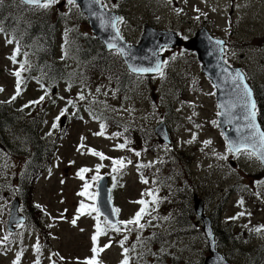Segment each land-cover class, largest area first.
<instances>
[{"label":"rangeland","instance_id":"rangeland-1","mask_svg":"<svg viewBox=\"0 0 264 264\" xmlns=\"http://www.w3.org/2000/svg\"><path fill=\"white\" fill-rule=\"evenodd\" d=\"M108 3L112 9L113 0H108ZM117 5L123 8L121 26L124 33L121 27L120 32L124 39L132 43L140 40L144 23L155 24L158 29L172 30L185 40L193 36L199 25L200 28L205 27L212 37L225 41L224 61L230 66H240L246 75V81L249 79V84L258 92L259 98H264V0H116L114 6ZM0 11L6 16V27L10 24V16L14 20L8 37V41L11 40L12 43L6 41L5 36L0 34V89H3L0 91V103L6 104L9 112L18 116L16 121L0 131V264H13L17 253H20L19 264H36L38 258L39 264H82L85 259L90 258L93 246L91 237L97 223L94 218L96 213L79 215L75 225L72 224V220L78 215L76 210L79 203L82 201H85V204L93 203L78 193L82 191L85 182L92 185L90 192L96 191L98 181H92L95 175L108 179L112 205L120 210L117 221H127L134 216L142 207L136 201L141 199L148 201L146 213L140 221L144 225L142 229L135 225L125 227L121 224L119 233L109 230L98 237L97 247L110 244V247L98 255L100 264H121L124 248L128 249L126 255L129 264H158L160 260L155 261V255L174 257L176 264H204L208 255L205 232L203 235L202 229L200 232L194 231V227L191 226L184 227L188 231L186 235L172 232L177 229V224L172 223L174 219L170 209L166 211L168 205L166 201L170 199V195L168 193L164 195V191L162 196L158 194L160 180L154 177L156 167L152 169V165L155 166L154 159L157 161L158 157L162 162L164 153L168 165V157L172 150L176 153L169 158L170 163L172 161L176 165L180 161L184 163L182 151L188 159L191 157V163L186 159V165L188 163L192 165L190 175L197 179L198 197L201 196L205 203L211 229L214 231L216 219L220 221L216 232L220 233V227L224 225L227 227L230 240L219 242L221 244H217L218 252H221L230 264H264V248H261L264 247V183H261L264 182V168L256 156L249 158L246 151L240 155L228 152L227 142L217 123L219 111L215 89L202 72L200 62L193 51L183 49L182 46H168L165 50L162 49L164 57L162 76L159 73L133 74L130 70L123 69V73L126 71L124 78L129 79L127 82L123 79L124 88L120 91L116 83L122 78L116 65H114L116 69L112 68V74L110 72L112 63L106 73L98 68L94 71L93 65L91 71L82 62L79 63V58L71 51L70 46L63 45L76 34L82 37L92 34L86 17L84 18L76 4L69 5L62 1L59 7L52 5L45 10L43 8L36 10L35 6L12 0V5L7 8L6 13L2 4ZM45 20L54 26L53 35L50 28H47L50 40L45 38L40 27L36 29L37 35L27 29L28 26L35 27L37 23ZM17 34L21 40L32 39L29 45L33 50L40 48L46 50L51 44L54 45L55 58L67 75H61L56 80L46 77L42 66H35L32 59H27V53L14 43ZM12 35L15 39L11 38ZM17 48L19 52L16 54V63H13L9 57ZM110 57L116 59L114 64L121 61L124 64L122 56L115 50L110 52ZM21 64H25V70L21 71V78L24 81L21 93L9 103L16 91V77L13 73L20 70ZM88 65L90 66V62ZM125 68L128 69L126 66ZM71 70L75 74H72ZM42 95H45V99L40 102L41 122L36 130L39 136L56 142L55 157L53 155L48 168L37 177L32 189V203L38 205L43 212L42 224L40 230L38 228L34 230L32 226L20 222L22 224H14L11 231L8 229V219L13 199L19 198L22 205L20 212L24 213L26 208L18 190L19 174L28 160L27 145L23 143L25 135L22 125L28 122L29 116L38 113L36 111L38 104L29 102L38 100ZM80 95L84 96L83 100L79 99ZM69 100L73 101L74 107L68 105ZM65 108L67 112L56 121L57 127L53 129L55 117ZM104 115L106 117L111 115L108 118L111 119L112 127L102 130L101 124L98 123ZM106 117L104 125L107 127L109 123L106 124ZM162 124H165L168 133V145L161 140L158 142V135L153 132L156 125ZM101 131L103 135H95ZM134 131L138 137L142 136L140 145L136 135L132 141ZM125 133L130 138L125 137ZM205 141L211 143L205 144ZM156 143L160 145L157 146ZM162 143L166 150L162 149ZM119 144H125V147H116ZM134 144L138 145V150ZM81 145L83 147H80ZM146 147L149 155L146 153ZM88 149L101 152L107 158L101 160L98 156L90 154ZM142 151L148 155L144 165L149 166L144 167L140 173L136 163L139 160L140 165L144 161ZM137 152L140 153L139 156L136 155ZM114 159H123L125 167L113 172ZM98 164H102L103 167L97 173ZM163 165L164 163L156 171L158 176L166 171ZM126 167L128 169L125 173ZM81 168L89 169L84 173V180L77 176ZM176 169L171 170L174 173V175L171 173V178L178 177ZM180 175L185 176L184 179L187 178L184 171ZM142 179L147 183L142 182ZM25 180L26 177L23 178V183ZM149 191L153 193L152 196L142 195ZM174 193L176 196L175 191ZM258 195H261L263 201ZM162 197L166 199L162 201ZM153 198L155 203L152 202ZM159 198L163 205H160ZM168 207H172V204L170 203ZM184 212L180 215L186 218ZM166 213H170L172 224L164 221L168 219ZM239 213L244 214L238 215ZM102 215L99 219L101 226L104 227L105 215L104 217ZM196 216L198 217L197 213ZM233 217L235 219H231ZM198 223L194 221V225L198 226ZM256 228H260L261 231H254ZM158 229L163 231L161 235ZM149 231L154 235H150ZM148 235L152 241L146 239ZM156 235L163 240L162 245L159 244ZM5 236H8L7 241L3 240ZM125 236L128 238L122 248L120 241ZM37 245L39 251L41 250L40 256L35 251Z\"/></svg>","mask_w":264,"mask_h":264},{"label":"water","instance_id":"water-1","mask_svg":"<svg viewBox=\"0 0 264 264\" xmlns=\"http://www.w3.org/2000/svg\"><path fill=\"white\" fill-rule=\"evenodd\" d=\"M76 4L80 7L81 12L86 15L92 33L101 43H103L107 50H111L108 47L109 43H115L116 48H124L128 55L121 56L130 71V65L145 68H155L157 62L162 65L163 55L160 53V50L164 46H183L185 49L194 51L201 63L202 72L211 81L215 88L216 103L220 112L217 121L227 141V145L230 143L239 144L242 137L249 135L251 129H248L245 126L248 122L243 118L245 115V109L241 106V90L236 88L238 81L233 80V77L237 72L243 76V83L248 85L252 94L251 99L256 104L255 97L241 68L229 66L225 63L223 59L225 41L223 39L212 37L208 30L205 27H202L184 42L183 38L178 36L172 30L154 29L146 24L140 40L137 43L128 42L121 36V34L120 36L122 39L114 40L113 37L115 36V30L110 26H107V22L110 17H117L115 13L105 10L101 5L93 4L91 0H76ZM101 14L105 19V25L101 24ZM216 41H222V44L218 45L216 44ZM157 73L158 72L153 71L143 74ZM255 124L260 131H264L259 123L257 112ZM154 129L159 140L164 142L169 141L165 125H156ZM241 150L264 151V149H261L260 147L258 138L255 148L248 147L245 149L242 147ZM261 165L264 168V164L261 163ZM107 181V177H102L97 183V205L103 215L107 216L112 222H117L116 215L113 216L111 214V210L114 207L112 201L109 202L110 189ZM19 208L20 201L19 198L16 197L13 199L9 210L8 229L11 231L14 229V224L25 220L24 215L19 211ZM194 208L198 217L202 220V230L205 232L208 244L209 254L206 256L204 264H230L215 247L216 242L214 232L210 227L208 217H205L203 213L201 199L194 198Z\"/></svg>","mask_w":264,"mask_h":264},{"label":"trees","instance_id":"trees-1","mask_svg":"<svg viewBox=\"0 0 264 264\" xmlns=\"http://www.w3.org/2000/svg\"><path fill=\"white\" fill-rule=\"evenodd\" d=\"M36 10H39V8L36 7ZM46 16L47 14L45 15V17ZM48 19H50L49 15H48ZM39 27H40V31L43 32L45 38L50 40V35L47 34V28L48 27L50 28L51 35H53L54 26L50 24L48 20H45V22L42 21L40 24L37 23L35 27L28 26L27 29L32 30V32L35 35H37L36 29H38ZM27 29H25L26 32H28ZM38 39H40V35H38ZM42 39H44V37H42ZM31 40L29 41V39H22L20 42H16L18 47L20 49H23L27 53V59L28 58L32 59L34 62L33 64L35 66L41 65L44 75L46 77L52 78L53 80H56L61 75H65V74L67 75V72L66 73L64 72L63 66L60 65L59 61L55 58L54 51L56 50L54 48V51H53L54 45L51 44L50 48L46 50L42 48L33 50V47L30 48V45H29ZM63 45H65V47L70 46L71 51H73V53L75 52V55L79 58V63L82 62V64L85 65L86 68L90 69L91 71H92V65H93L94 71H96V68H98V69L103 70L104 73H106V70H109L108 66H110L112 63L110 67V72L112 74V68L114 67V65H116L118 69H120V74H121L122 79H120V81L118 80V83H116V81H114V83H116L118 89L122 91V89L124 88L123 79L126 80V78H124V73H126L127 69L125 68V65L122 63V61L120 63L114 64V61H116V59H112L110 57V52L109 51L107 52L99 41H97L95 38L91 36L86 35L85 37H82L76 34L74 38H70V40L66 41V43H63ZM40 46L42 47V43H40ZM96 51H98V54H96ZM110 60L112 62H110ZM89 62H90V66L88 65ZM114 69H116V67H114ZM123 69L126 70L124 71V73H123ZM71 73L75 74V72H73L72 70H71ZM128 75L129 74H127V77ZM128 79L126 80V82L128 81ZM255 97H256V111L258 113L260 124L262 128L264 129V98L262 97V99H260L259 98L260 95H258L257 91H255ZM36 111H38V113L36 114L33 113L35 115L31 117L29 116V119L27 120L28 122L22 125L23 129L21 128L25 135V138H23V141H24L23 143L27 145L26 150L28 154V160L25 162L22 172L20 171L18 190H19L20 196L22 197L24 201L23 203L26 206L24 210V216H25L24 223H26L28 226H32V228L35 230L36 228L40 230V226L42 224L41 215H43V212H42V209L38 205L32 203V189L34 187L33 184L36 181L37 177L41 173H43L48 168L49 164L51 163L53 155H54V149H55L56 142H50L48 141V139H45L44 137L38 135L36 128H37V125L41 122L40 111H42V108L40 107V103H38V109ZM17 117L18 116L15 113L9 112V108L6 104L0 103V131L10 126V123L13 121H16ZM104 117L106 116L104 115ZM104 117L102 116V118H100L99 125L100 124L104 125V122H105ZM108 117H111V115H108ZM108 117H106V124L109 123V126L106 127V125H104V128L112 127V124H110L111 119H109ZM30 121H31V125H30ZM114 123H118V121H114ZM114 127H116V125H114ZM120 127L122 129V123H120ZM126 129H128V127H126ZM135 132L136 131H134L132 135V141L134 139V135H136ZM125 134H126L125 137L130 138V136H128L127 133ZM136 137H138V135H136ZM140 137L142 136L140 135ZM140 137H138V145H140ZM132 141H130V147H132ZM122 143H124V141H122ZM138 145L134 144V147L137 150H138ZM146 150H148V147H146ZM155 175L159 181L163 179L164 174H161L160 176H158L157 174ZM24 177H26V180L23 183ZM165 183L166 184L162 188L171 189L170 203L175 205L176 207L178 205L180 212H183L182 210L186 208L184 212L186 218L184 217L182 219V217H180V221H181L180 224H185L186 227L188 228L189 225L186 223L189 222L190 224L191 221L193 222V220L195 221L197 219L193 211L192 194L190 193L189 190H185L184 192L182 191V189L185 188V184H183V182H181L177 177L176 179L168 178V180ZM14 188L16 189V184H14ZM174 191L176 192V196H175ZM92 193H94V191ZM176 197L178 201L176 200ZM166 202L168 203V200ZM197 231L200 232V226L197 227ZM216 231L218 230L216 229ZM183 232H184L183 230L180 231V233H183ZM146 239L150 240V238H147V236H146ZM158 240H159V244L163 243V240L161 239V237ZM229 240H230V235H228L227 229H226V234H224V229L220 230V233L216 232V242H218L217 244H221L219 242H222V243L229 242ZM154 257H155L154 258L155 261L160 260L158 261V264H176V261H175L176 259L174 257L166 258V257H162V255H158V257H156L155 255Z\"/></svg>","mask_w":264,"mask_h":264},{"label":"snow or ice","instance_id":"snow-or-ice-1","mask_svg":"<svg viewBox=\"0 0 264 264\" xmlns=\"http://www.w3.org/2000/svg\"><path fill=\"white\" fill-rule=\"evenodd\" d=\"M20 2L22 4L25 5H30V6H35L37 8H43V9H47L50 6L56 4L59 2V0H20ZM91 2L93 4H97V5H101V7H106V5H102L101 0H91ZM3 3V0H0V4ZM67 3L69 5H75L76 0H67ZM122 21V18L120 17H110L108 19L107 22V26H110L113 30H115V36L113 37V39H122V37L120 36V32H119V28H118V23H120ZM101 24L105 25V19L103 17V15L101 14ZM4 29L2 27H0V31H3ZM67 33H65L66 35ZM9 43H12L11 40L8 41ZM216 44H222V41H216ZM109 49L112 48H116L115 43H109L108 44ZM117 54L122 55V56H126L128 55V53L125 52L124 48H116ZM19 52V49H15L13 52V55L11 57H9L10 60H12L13 63H16V54ZM26 55V54H25ZM165 63H167L165 61ZM132 72L138 73V74H143V73H148V72H159V74L162 76L163 72L161 71V65L159 62H157L155 68H145V67H134V66H129ZM25 70V64H21L20 65V70H17L13 73V75L16 77V91H15V95H13L11 97V100L8 101L9 103L11 101H14L17 96L20 95L21 93V85L24 83V81L21 78V71ZM243 76L237 72L236 75L233 77L234 81H238V83L236 84V88L241 90V96H240V100H241V106L245 109V115H244V120H246L248 123L245 125L248 129H251V132L249 133V135L244 136L241 138V141L239 144H232L230 143L228 145V152H234L236 154H239L241 152V148H245L247 149L248 147H252L255 148L256 143H257V138L259 140V144L261 149H264V131H260V129L256 126L255 124V117H256V112H255V103L252 101L251 99V90L249 89L248 85L243 83ZM41 87L43 88L44 85H41ZM70 87V86H69ZM0 91H3V89H0ZM97 91H99V89H97ZM45 95H47V91L45 92ZM45 95H42L39 97L38 100L36 101H30V104H38L40 102H42L45 99ZM79 99L83 100L84 96L80 95ZM68 105H72L74 107L73 101L69 100L67 101ZM25 107H28V105H25ZM67 112V108L65 109H61L59 115H57L54 119V122L52 124V128L55 129L57 127L56 121H59L61 117H63L65 115V113ZM220 113H218L219 115ZM213 123H215V121H213ZM104 125L101 124V129L103 130ZM95 135H103V131L95 133ZM81 139L83 140V137H81ZM193 139H195V136H193ZM246 142H250V143H246ZM127 143V142H126ZM211 143V141H205V144ZM80 147H83V145H81ZM116 147L118 148H124L125 144H119ZM79 150V149H78ZM89 153L94 155V156H98L101 160L106 159L107 157L104 156L103 153L101 152H97L93 149H88ZM249 158H251L252 156H256L257 159H259L261 161L262 164H264V151H250L246 153ZM137 156L140 155L139 152L136 153ZM221 159H224L225 157H219ZM114 167L112 168L113 172H118L120 171V169H123L125 167V163L123 161V159H114L112 161ZM128 163H131V161H128ZM149 165H137L138 169L140 167H148ZM103 167L102 164H98L96 166V172L98 173L100 168ZM89 169L87 168H81L79 169V171L77 172V176L81 179L84 180V173L88 172ZM101 179V177L99 175H95L92 177V181L96 182L99 181ZM115 179V177H114ZM142 182L147 183L146 180L142 179ZM264 183V182H261ZM92 187V185L88 182H85L82 186V191L78 193V195L83 196V197H87L88 199L92 200L93 203L91 204H85L83 202L80 203L79 207L77 208V217H74L72 220V224L75 225L76 223V219H78L79 215H84V214H88L91 215L92 213H96V216L94 217L97 220V223L95 225V232L91 237L92 240V248H91V252H92V256L90 258L85 259L82 264H100V261L97 259L99 253L103 252L106 248L110 247V244H105L103 245V247H97V240L98 237H100L101 235H104L108 230H112L115 231L117 233H119L121 231V228L119 225L123 224L125 227H127L128 225H135L137 228L142 229L144 227L143 224L140 223L143 215L146 213L147 210V205H148V201H145L144 199H141L139 201H136V203L142 205V207L134 214V216L127 220V221H117V222H112L107 216L104 217L103 220V224L104 227L101 226V222H100V216L102 215L100 208L96 205L95 201L97 199L98 193H92L89 191V189ZM142 195H148V196H152L153 193L151 191L147 192V193H142ZM111 201V196H109V202ZM153 203H155V198H153ZM240 203L242 204L243 201H240ZM119 209L118 208H113L111 210V214L113 216L117 215L119 213ZM244 213H239L238 215H243ZM231 219H235V217L231 218ZM51 227V225H50ZM129 231H131L132 229H128ZM254 231H261L260 228H256L254 229ZM127 236L124 237L123 240L120 241V245L123 248V244L124 241L127 240ZM139 239V237H138ZM4 241L8 240V236L3 237ZM35 250L37 252H39V246H35ZM128 252L127 248L123 249V253L122 255L124 256V258L121 261V264H129V258L126 255ZM19 260H20V253H17L16 256V260L13 262V264H19ZM36 264H39V260L36 261Z\"/></svg>","mask_w":264,"mask_h":264},{"label":"flooded vegetation","instance_id":"flooded-vegetation-1","mask_svg":"<svg viewBox=\"0 0 264 264\" xmlns=\"http://www.w3.org/2000/svg\"><path fill=\"white\" fill-rule=\"evenodd\" d=\"M64 2V3H67V0H60V3L61 2ZM105 1H106V3H108V0H101V3H102V5H106V3H105ZM110 1H112V0H110ZM18 3H21L20 2V0H18ZM60 3L58 4V3H56V4H54V5H57L58 7H59V5H60ZM104 3V4H103ZM114 3H116V0H113V3H112V5H111V8L112 9H110V3H108V6L106 5V7H104V9L105 10H108V11H111V12H113V13H115L116 15H117V17H120V18H123V8H122V6H119L118 7V5L117 6H114ZM117 3H118V1H117ZM12 5V0H3V3H2V8H3V10L5 11V13H6V11H7V8L9 7V6H11ZM116 5V4H115ZM45 10V9H44ZM47 12V11H46ZM84 16V15H83ZM84 18H85V16H84ZM11 18V16H10V19H9V22L10 23H12L14 20ZM122 22V21H121ZM121 22L120 23H118V28H119V31H120V27L122 28V33H124V30H123V27L121 26ZM146 24H148V25H150L151 27H153L154 29H158L156 26H155V24H152V23H144V26L146 25ZM0 25H1V27L3 28V29H5L6 28V16L5 15H2V11H0ZM89 26V25H88ZM200 28V25L198 26V27H196V30L197 29H199ZM143 29H144V27H143ZM91 30V29H90ZM194 30V29H193ZM196 30H195V32H196ZM143 32V31H142ZM0 33H4V31H0ZM91 33H92V31H91ZM121 33V32H120ZM121 33V34H122ZM6 35V37H9V35H7V34H5ZM142 35V34H141ZM91 37H93V38H95L97 41H99L93 34H91L90 35ZM179 36V35H178ZM19 37V34H17V38ZM141 37V36H140ZM180 37H182V36H180ZM11 38L12 39H15V36L14 35H12L11 36ZM185 39V38H184ZM165 48H168V47H163L162 49H164L165 50ZM239 155V154H238ZM172 175H174L173 173H172ZM171 173H169L168 174V178H170L171 176ZM185 177V176H184ZM168 178L167 179H165V180H163L161 183H160V186H159V193L158 194H162V191H164V195H166V193L168 192L167 191V189H163L162 187L166 184L165 182L168 180ZM191 180H190V178H189V174H188V172H187V178L186 179H184V181H183V184H185L186 186L188 185V186H190L191 187ZM162 188V189H161Z\"/></svg>","mask_w":264,"mask_h":264},{"label":"bare ground","instance_id":"bare-ground-1","mask_svg":"<svg viewBox=\"0 0 264 264\" xmlns=\"http://www.w3.org/2000/svg\"><path fill=\"white\" fill-rule=\"evenodd\" d=\"M6 12H7V11H6ZM12 27H13V23H10L9 26L5 28L4 33L7 34V35H9V34H10V30H11ZM22 51H24V50L22 49ZM24 52H25V51H24ZM175 177H176V176H175ZM170 178H171V177H170Z\"/></svg>","mask_w":264,"mask_h":264}]
</instances>
